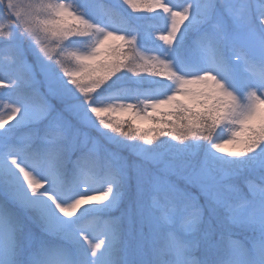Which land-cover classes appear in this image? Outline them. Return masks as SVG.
<instances>
[{
  "label": "snow or ice",
  "instance_id": "snow-or-ice-1",
  "mask_svg": "<svg viewBox=\"0 0 264 264\" xmlns=\"http://www.w3.org/2000/svg\"><path fill=\"white\" fill-rule=\"evenodd\" d=\"M0 264H264V0H0Z\"/></svg>",
  "mask_w": 264,
  "mask_h": 264
},
{
  "label": "rangeland",
  "instance_id": "rangeland-1",
  "mask_svg": "<svg viewBox=\"0 0 264 264\" xmlns=\"http://www.w3.org/2000/svg\"><path fill=\"white\" fill-rule=\"evenodd\" d=\"M179 2H180V3H182V2H183V0H179Z\"/></svg>",
  "mask_w": 264,
  "mask_h": 264
},
{
  "label": "trees",
  "instance_id": "trees-1",
  "mask_svg": "<svg viewBox=\"0 0 264 264\" xmlns=\"http://www.w3.org/2000/svg\"><path fill=\"white\" fill-rule=\"evenodd\" d=\"M115 115L119 116L120 114H119V113H117V114H115Z\"/></svg>",
  "mask_w": 264,
  "mask_h": 264
}]
</instances>
